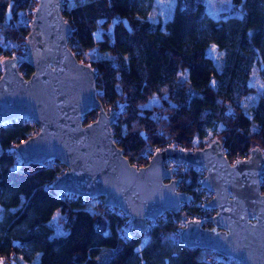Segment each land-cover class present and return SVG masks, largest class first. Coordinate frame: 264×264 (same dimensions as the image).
Here are the masks:
<instances>
[{"label": "trees", "instance_id": "16d2710c", "mask_svg": "<svg viewBox=\"0 0 264 264\" xmlns=\"http://www.w3.org/2000/svg\"><path fill=\"white\" fill-rule=\"evenodd\" d=\"M148 1L62 3L71 25L69 45L95 69L105 108L117 111L112 126L125 156L144 164L153 148H195L214 137L228 156L247 152L249 139L264 153V83L244 103L254 91V66L264 79V0H231L230 8L216 14L207 11V0H174L165 19L147 15ZM36 3L0 0V72L4 56L21 59ZM18 68L25 76L32 70L24 60ZM95 115L90 110L83 122ZM32 126L23 117L0 123L2 264H241L182 243L179 213L170 210L124 240L117 232L123 217L101 198L53 189L51 182L65 168L59 160L20 161L15 144ZM183 174L178 187L197 195L196 166L188 163ZM183 206L199 210L194 201ZM140 239L143 245L135 250Z\"/></svg>", "mask_w": 264, "mask_h": 264}, {"label": "water", "instance_id": "95a60500", "mask_svg": "<svg viewBox=\"0 0 264 264\" xmlns=\"http://www.w3.org/2000/svg\"><path fill=\"white\" fill-rule=\"evenodd\" d=\"M63 1L37 0L21 59L14 54L2 59L0 123L30 116L38 125L34 135L15 144L20 161L59 160L65 168L51 182L55 191L101 195L104 204L127 212L140 231L147 228L146 217L176 212L190 199L177 189L178 178L171 177L172 167L164 160L201 165L206 172L200 183L214 193L202 207H216V212L186 219L179 240L241 264H264V153L259 143L249 139L248 155L232 163L219 137L195 148L166 145L155 149L146 163H132L112 138L118 114L107 110L97 95L95 69L68 45L71 25L62 14ZM20 60L31 65L29 75L19 70ZM92 109L95 117L83 122Z\"/></svg>", "mask_w": 264, "mask_h": 264}, {"label": "built area", "instance_id": "2783aa9c", "mask_svg": "<svg viewBox=\"0 0 264 264\" xmlns=\"http://www.w3.org/2000/svg\"><path fill=\"white\" fill-rule=\"evenodd\" d=\"M64 18L67 19L65 16H64ZM68 45H69V40H68ZM69 47L71 48L70 45H69ZM78 59H80V58H78ZM107 110H109V109H107ZM22 117L26 118V120L32 122L33 126L29 129V131L26 133V135L23 138H21L19 141L24 140L26 137H28L30 135H34L38 131V125L30 116H22ZM18 118H14V119H18ZM111 134H112L113 140L115 141L116 135L114 134V129H113L112 124H111ZM181 147H184V146L181 145ZM226 154H227V152H226ZM247 155H248V151L241 153V154L232 155V156H228V154H227V157H228L229 162L232 163L237 158H245ZM164 164L166 166L172 167L173 172H172L171 177L178 178L177 179V189L183 191L181 188L178 187V185H179V182L183 178V175H184L183 173L186 170L188 162L183 160V159H180V158L167 157L164 160ZM195 166H196V176H197V183L195 185V190L197 192V195L196 194L193 195V194H190L188 192L190 194V199L187 201H184L182 203L181 207L179 208V210L176 211L179 213L178 216L176 217V232L177 233L181 229V227L184 225L186 219H189V218L202 219L203 217L207 218L208 216H210L216 212V207H210V206H206V205L202 207V204L204 202H207L214 195V193L211 189L203 186L200 183V179L205 174L206 169L201 165H195ZM88 197L93 198V200H98L100 198L103 200V197L101 195H89ZM191 201H194L197 205H199V210L186 211V209L184 208L183 205L185 203H190ZM108 205H110V204H108ZM110 207L117 214H119L121 217H123V220L121 221L120 225H118V227H117V232H118L119 236H121L124 240H128L131 237V235L135 234L136 232H141L140 230L135 229L132 226L131 220H130L127 212H125L123 209H121L118 206L110 205ZM165 211L159 213L156 217H146L145 221H146L147 227L150 224H153L158 219L162 218V216L165 214ZM170 211L172 213L175 212L173 210H170ZM142 245H143V240L140 239L137 242V244L134 246V249L135 250L139 249V248H141ZM5 264H10V263L7 262Z\"/></svg>", "mask_w": 264, "mask_h": 264}, {"label": "rangeland", "instance_id": "374dc122", "mask_svg": "<svg viewBox=\"0 0 264 264\" xmlns=\"http://www.w3.org/2000/svg\"><path fill=\"white\" fill-rule=\"evenodd\" d=\"M173 2L174 0H149L145 6L146 13L152 19H156V18L165 19L166 17L169 16L171 12ZM230 6H231V0H207L206 1L207 11L211 14H216L218 12L225 11L228 8H230ZM94 35L99 36V29L95 30ZM211 48H213V45L211 46ZM213 54H215V52ZM250 83L253 85L254 91L246 96L245 101H244L245 104H248L250 101H252L256 97L257 93L259 92L261 86L264 83V79L262 78L257 66L253 67L251 77H250ZM209 140L210 139L204 140L203 145L207 144ZM0 264L2 263L0 262Z\"/></svg>", "mask_w": 264, "mask_h": 264}, {"label": "snow or ice", "instance_id": "6c2138e0", "mask_svg": "<svg viewBox=\"0 0 264 264\" xmlns=\"http://www.w3.org/2000/svg\"><path fill=\"white\" fill-rule=\"evenodd\" d=\"M9 10H11V8Z\"/></svg>", "mask_w": 264, "mask_h": 264}]
</instances>
